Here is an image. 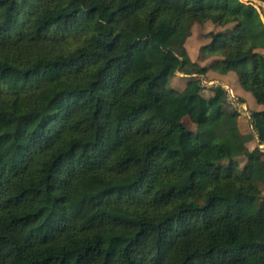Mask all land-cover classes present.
I'll list each match as a JSON object with an SVG mask.
<instances>
[{
  "label": "trees",
  "instance_id": "trees-1",
  "mask_svg": "<svg viewBox=\"0 0 264 264\" xmlns=\"http://www.w3.org/2000/svg\"><path fill=\"white\" fill-rule=\"evenodd\" d=\"M209 21L205 66L186 42ZM210 71L254 97V133ZM260 145L254 4L0 0V264H264Z\"/></svg>",
  "mask_w": 264,
  "mask_h": 264
},
{
  "label": "rangeland",
  "instance_id": "rangeland-1",
  "mask_svg": "<svg viewBox=\"0 0 264 264\" xmlns=\"http://www.w3.org/2000/svg\"><path fill=\"white\" fill-rule=\"evenodd\" d=\"M246 3L254 4L259 11L264 20V2L260 0H241ZM224 29V27L219 26L218 24H212V22H206L204 24L196 23L192 35L188 38L186 42V47L190 53L192 59L197 61L205 66H210L214 56H207L203 51V46L211 41L210 32L219 31ZM187 76V77H186ZM191 75H186L185 73L178 72L175 78L172 80V85L175 89H182ZM194 76V75H193ZM201 77L202 84L205 88L206 93H210V87L216 85H222L228 91L227 101L230 108L237 109L241 113V126L245 133H254V129L251 121V112L253 109L259 107L256 103L254 97L251 93L246 92L241 86L235 76L229 79H223L219 74L214 72H209L207 75H195ZM231 83L233 85L230 86ZM184 124L192 132L196 133L198 125L194 119L193 112L188 113L183 118ZM250 147L254 146V143H249ZM245 159H242V161Z\"/></svg>",
  "mask_w": 264,
  "mask_h": 264
},
{
  "label": "built area",
  "instance_id": "built-area-1",
  "mask_svg": "<svg viewBox=\"0 0 264 264\" xmlns=\"http://www.w3.org/2000/svg\"><path fill=\"white\" fill-rule=\"evenodd\" d=\"M261 146V148H263L264 149V145H260Z\"/></svg>",
  "mask_w": 264,
  "mask_h": 264
},
{
  "label": "crops",
  "instance_id": "crops-1",
  "mask_svg": "<svg viewBox=\"0 0 264 264\" xmlns=\"http://www.w3.org/2000/svg\"><path fill=\"white\" fill-rule=\"evenodd\" d=\"M230 84V86H232L233 87V85L231 84V83H229Z\"/></svg>",
  "mask_w": 264,
  "mask_h": 264
}]
</instances>
